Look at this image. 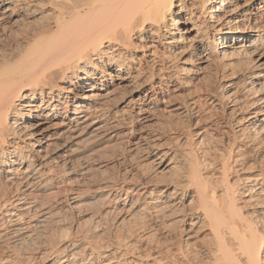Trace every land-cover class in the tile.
I'll return each mask as SVG.
<instances>
[{
  "label": "bare ground",
  "instance_id": "bare-ground-1",
  "mask_svg": "<svg viewBox=\"0 0 264 264\" xmlns=\"http://www.w3.org/2000/svg\"><path fill=\"white\" fill-rule=\"evenodd\" d=\"M36 1L0 0V264H22L23 259L28 264L40 258L39 264H94L98 257L108 256L113 258L101 264H122L131 254L122 240L103 249L97 229V236L90 232L95 237L89 238L88 232L56 228L39 238V243L36 233L53 223L51 200L68 203L70 210L78 204L74 185L66 189L69 176L87 174L95 152L103 150L101 146L120 138L132 143L139 137L133 145L148 158L162 152L155 142L159 137L150 134V127L156 109L166 100L167 91L160 84L166 83L175 68L166 54H176L185 41L190 62L224 69L232 66L233 58L246 57L252 72L263 71L252 73L251 80L244 82V99L231 100L227 90L235 83L220 82L197 101L201 105V101L204 105L233 103L229 117H236L241 128L237 134L233 131L234 137L239 136L233 138L227 156H221L218 163L206 160L202 166L192 152L183 158L180 178L174 177V181L172 177L161 191L171 201H163L164 196L152 198V191L160 185L148 181L139 185L143 205L134 208L156 213L160 206L168 208L164 216L173 227L179 219L186 220L174 205L182 196V200H190L193 211V223L188 226L194 229L198 223L206 230L202 250L196 248L198 252L192 254L175 241L158 264H264V164L251 163L255 167L249 176V159L255 157L250 158L252 152L264 149V137L259 138L264 134V0H43L50 14L13 33L18 18L33 13L30 7ZM133 53L140 54L138 68L133 66ZM218 68L213 70L220 74ZM183 71L192 70L185 67ZM144 76L149 83L142 81ZM157 76L159 83L154 80ZM127 85L135 86L130 89L134 95L119 104L114 94L125 91ZM116 104L119 108L125 104L134 115L127 118L129 111L118 110L113 107ZM102 187L112 196V191L121 188L131 194L138 186L118 188L109 180ZM157 203L160 206L153 207ZM57 224H61L58 219ZM92 225L88 227L92 229ZM124 234L126 239L134 237L131 232ZM7 241L24 242L28 250L6 247Z\"/></svg>",
  "mask_w": 264,
  "mask_h": 264
},
{
  "label": "rangeland",
  "instance_id": "rangeland-1",
  "mask_svg": "<svg viewBox=\"0 0 264 264\" xmlns=\"http://www.w3.org/2000/svg\"><path fill=\"white\" fill-rule=\"evenodd\" d=\"M34 3H36L37 5L35 4L36 5L35 6L34 4H31V7H30L31 10L33 11V13L29 12L30 14L29 13L23 14V15L21 14L22 17L21 16L19 17L20 22H21V25L23 23L24 24L22 26H20L19 25L20 22H19V18H18V21H17L18 23L16 22V24H14L15 26L13 29L15 30V28H16V30L15 31L13 30V33L19 32L21 30L19 28H21V27L23 29L24 27H26L28 25L34 24V22H37L38 20H39V22L44 20V18H46L50 14L47 11V9H45V7H44L45 3L43 0H38ZM38 3H40V6ZM42 7H44V8H42ZM40 8H42V9H40ZM40 13L43 15H41ZM39 15H40V17H39ZM30 16H32V17H30ZM41 16H43L44 18L42 19ZM34 17H35V19H34ZM34 20H36V21H34ZM188 45L189 44L186 41L182 42L180 44L181 48L175 52L176 54H166L169 56V58L170 57L172 58V59L170 58L169 61L171 62V64H173V65L175 64L174 65L175 68L169 74L170 76L169 75L167 76L166 83L160 84V88L161 87L163 89L165 88V90L167 91L165 93L166 100L164 101V104H162L161 106L158 107V109H156L157 112H156V114L153 115L154 120L151 123V125L152 124L153 125H152V127H150L151 131L149 130L151 135L156 134L157 137H159L158 139L156 138L157 141H155V142L158 146L161 145L160 147H162L161 148L162 152L157 156H153L152 158H148L146 155H144V153L141 150L136 149L135 145H133V143H135L139 137H137L136 140H133L132 143H129L126 140L120 138V139H116L115 140L116 142L113 141L110 144L101 146V149H103V150H101L99 148L98 150H101V151H97L98 154L95 152L94 156L92 157L93 162L91 161L89 163L90 164L89 165V171L90 172L88 171V173L84 174V175H80V173H75L72 176H69V178L71 179L69 181L70 184L68 183L69 185H66L67 188L66 187L65 188L69 189L72 185H74V186H72V188L74 189V191L76 193H78L79 199H80L78 204L74 205L75 208L73 207V210H70L68 207L69 206L68 203L63 201V202H60L61 204L60 203L58 204V203L53 202L54 200H51L52 202L50 204L52 206H50L51 209L49 208V210L53 213L52 217H54V218L51 219L53 221V223L45 225L42 229H39L40 231L37 230V233H36L37 234L36 235L37 240L36 241H38L39 238L43 239V236L49 235L50 232H55V230H57L58 228H61V229L71 228L74 231V233L77 232L79 234H81L82 232H85V233L88 232L86 235L88 236L90 234V237L88 236L89 238H92L94 235L97 236V233H99V236H101L102 238L100 237L101 240H99V237H98V242H99V246L101 245V247H103V249H104V247L111 246L112 244H114V245L116 243L120 244L121 240H122L121 244L124 243L125 246H128V247L130 246L129 250H130L131 254L124 257L123 260H125V261H123L122 264H143V263L144 264H154V263L158 264V260H161L162 258L165 259L169 255L168 254L169 251L167 252L165 250H168V248H170L172 246V244H170V243L175 242V241L179 245H180V243L182 246L186 245L185 249L186 250L188 249V251L190 250L189 252H191L192 254L196 253L194 250L197 251V249H198V251H199L201 249L202 243H204V241H205L206 230L203 229L201 224L198 225V223H196L197 225L195 224L194 229L188 226L190 223H193L192 222L193 217L191 216L193 211H191L192 208L190 209V207H191L190 200H185L184 198H183L184 200H182V198H181L182 196H179L178 198L175 199L174 205H175L176 209H179V211H181V213H179V215H181V218H182V215L184 214L185 215L184 219H186V220L179 219V221L176 222V224H175L176 226L173 225V227H171L168 225L169 223L166 222L167 218L165 219V216L167 215L165 213H167V211L169 210L168 208H161V206L158 203L156 205H153V207L154 206H160L159 208L156 209L157 213L155 212V210H152V209H151L152 211L148 212V211H142L141 207L137 208V209L134 208L137 206H141V203L143 205V202L145 200V199H143L144 198V196H142L143 194L142 195L140 194L142 192L139 191V189L141 188V186H139V185L142 183L148 182V181H150V182L152 181V183H156V184L158 183L160 185V188L158 190H155V192L152 191L151 189L149 190V191H152L154 193V194H152V198L156 199V197L157 198L160 197V199H161V197L164 196L163 201L168 203L169 201H171L170 195H167L164 192H163L164 194L161 195V193H162L161 191H165L167 189V185L170 184L173 180L176 181V179L180 178V176L183 173L182 172L183 171L182 168L184 166L183 158L188 157L189 154H191L193 152L194 155L193 154L192 155L194 157L196 156L195 157L196 159L199 157L197 159V161H199L202 166L205 165V163L207 162L206 160L214 162L213 161L214 159L217 160L219 158L218 161L215 160V163H218L221 161V156L224 159V156L225 155L227 156V154H228L226 150L229 151L231 146H232L231 142H233V140H234L233 138H236L237 136H239V134L235 137H234V135H236L237 131L241 128L240 126L236 125V123H237L236 117H233V116H232L233 118L229 117V114H230L229 112L231 111L230 110L231 107H233L232 106L233 103L229 102V104H228V102H227L224 106V104H220V103L218 104V102H216L214 104H211L209 102V103H206L204 105L203 101H201L202 104L204 105L203 106L200 103H197V101H199V98L207 93V91H208L207 89H211V86L213 88L214 86L220 85L221 83H225V84L227 83L228 84L230 82L235 83V85H236V86L234 85L232 88L227 90V91H230L229 92L230 94L232 93L231 100H234L235 98H238V97H240V98L246 97L247 94L244 91V88L246 86L245 83H248V81L251 80L250 78L252 77L251 76L252 73H253V75L258 74L263 70H255L252 72L249 69L250 65H246L250 61L246 57L233 58V60L235 62L233 60H231L232 64L230 62H228V64H231L232 66H230V67L227 66L224 69L222 67H219V68L213 67L212 68L211 66L206 65V64H203L201 66V64H199V62L195 63V62H190L188 60L189 59L188 58L189 52L187 50H185ZM138 53L132 54L133 55L132 56L133 66L136 67L138 65L137 68L139 67L138 63H139V59H140V54H138ZM135 56H137V57H135ZM186 60H187V63H186ZM247 66H249V67H247ZM144 67L146 68L147 65L146 66L144 65L143 68ZM185 67H188L192 71L184 73L183 69ZM251 67H252V65H251ZM137 68H135V69H137ZM216 68L219 69L218 73H220V74H217V72L215 71V70H217ZM181 69H182V71H181ZM213 69H215V70H213ZM233 69H235V71ZM237 69H240V70H237ZM246 69L248 71H246ZM238 71H239V73H238ZM240 71H241V73H240ZM232 72H233V74H232ZM242 73H245V74H242ZM145 76L147 77V76H149V74L145 73ZM145 76H144L142 81H145V79H146ZM147 79H148V77H147ZM147 79H146V82H148ZM154 80H155V83L160 82V79L158 78V76L155 77ZM139 83H141V82H139ZM241 83L242 84L244 83V84L242 85ZM126 89H127V91H126ZM130 89L131 90L135 89V86L134 85L133 86L127 85L125 88V91L124 90L117 91L114 94L115 101L117 100V102L119 104L122 103V101H124L125 99H128L130 101L131 97L134 95V92L132 93V91H130ZM204 92H206V93H204ZM116 98H118V99H116ZM232 102H234V101H232ZM127 103L128 102H126L125 104H127ZM119 104L118 105L116 104L117 106H113V107H116V108L118 107V110L120 109L122 111H127V112L129 111L128 112L129 114L126 112L127 118H129V116L131 118V116L134 115V114L132 115L131 114L132 112H130L131 108L126 107L125 104L121 105L119 108ZM194 104H196V105L200 104V106H195ZM213 111H215V112H213ZM208 113H210L211 116ZM215 114H216V116H215ZM217 114H218V117H217ZM224 115H226V116H224ZM208 116H209V118H208ZM212 117H213V120H212ZM234 118H235V120H234ZM151 128H153V129H151ZM233 131L234 132L236 131L235 132L236 134ZM262 136L264 137V134H262V135L259 134V138L263 139ZM190 142H192V143H190ZM189 143L192 144V146L194 147L193 151H192V146L188 145ZM253 146H251V148ZM104 147H106V148H104ZM251 148H249L250 151H252ZM262 148H264V143H263ZM235 151H238V150L236 149ZM255 151H257V153ZM255 151H253L251 156H250V158L252 157V159H253V157H254L253 154L255 155L253 161L251 159H249V166H251V168L249 167L250 172L248 171L249 176L252 175V173L254 172L251 170L253 167H255L257 165L256 163H259V161H260L261 164H264V161H263L264 160V149L261 150L262 152L260 150H255ZM101 152H102V154H101ZM254 152L257 155H259V154H261V155H259V157L257 158V156ZM234 153H236V154H233L234 156L238 155L237 152H234ZM163 155H165V156H163ZM208 155L211 157H209ZM108 156H109V158H108ZM260 156H262V157H260ZM94 158H96V159H94ZM101 158H103V159H101ZM211 158H213V159H211ZM255 159L257 161L254 162ZM240 162L241 161H239V163H237V165L240 164ZM202 163H204V165ZM251 163L254 164L255 166L252 167ZM178 170H180V171H178ZM178 174H179V177H178ZM174 177H176V179ZM109 180H110V183H111V181H112V183L114 182V184H116L118 188H121L122 186H129L131 188H135L137 186L138 187L136 188V190L134 192H131V194L126 193L125 190L121 188L122 190L119 189V190H116L114 192L112 191L113 195L108 196L110 194V192H107V190L102 187V184L105 182H109ZM98 189H100V191ZM261 191H263V189H261L259 192H261ZM261 193L264 194V192H261ZM262 194H260V195H262ZM64 195H65V193L63 192L61 195L62 200H64ZM139 195H141L142 197ZM147 195H148V193L145 196H147ZM46 197H48V196H46ZM152 198H147V199L149 201H151L150 199H152ZM138 200L141 201L140 204H138V202H139ZM187 205H190V206H187ZM59 210H61V211H59ZM153 211L156 214L153 213ZM188 211L190 212V214ZM142 212H143V215H142ZM146 212H148V213H146ZM58 213L60 214V216ZM61 215H62V217H61ZM147 218H149V219H147ZM57 219L61 222L60 225L59 224L56 225ZM51 220H49V222ZM156 220H158L157 223H156ZM54 222H55V224H54ZM105 222H106L107 226L105 225ZM90 225H92L93 231H92V229H90L91 227L90 228L88 227ZM108 225H109V227H108ZM93 226H94V228H93ZM126 227H129V228L131 227V229L126 228ZM84 229H85V231H84ZM96 229L98 232L94 233ZM123 229H124V232L122 231ZM129 230H132V231L134 230L133 231L134 233L132 231H129ZM80 231H82V232H80ZM109 231H110V233H109ZM190 231H193V232H190ZM90 232H93L94 235L91 234ZM127 232H129V233H127ZM130 232L133 235L130 234ZM124 233L130 234L134 237L133 238L129 237L130 239H126L125 238L126 236ZM102 234L105 236H103ZM91 235H93V236H91ZM121 235H122V237H121ZM117 237H119L121 239L119 240V238H117ZM135 237H136V239H135ZM138 237L140 239H138ZM124 238H125V241H123ZM104 239H105V241H104ZM110 239H112V240H110ZM128 240H130V241H128ZM40 241L41 240H39L38 243ZM96 241H97V239H96ZM100 241L102 242V244H100L101 243ZM126 241H128V242H126ZM125 242H126V244H125ZM8 243H9V245H8ZM23 243H21V244H23ZM21 244L20 243H18V244L14 243L12 241H7L5 246L6 247L7 246L12 247V249L16 248L18 251H20V250L25 251L29 247L28 244L24 243L23 245H25V246H23ZM168 244H170V245H168ZM102 245H104V246H102ZM198 245H199V247H198ZM156 251H158L159 253L158 252L156 253ZM161 253H162V255H161ZM158 254H160V255L158 256ZM154 256H156L157 258L156 257L154 258ZM110 257L109 256L106 258L98 257V259L95 260L94 264H101L102 261L107 263L110 259L113 258L112 256H110ZM36 258H40V255H37ZM39 260L33 261L34 263L31 261L28 264H39V262H41ZM154 260H156L157 263ZM21 261H23V263H24L26 260L23 259ZM161 264H164V263L161 262Z\"/></svg>",
  "mask_w": 264,
  "mask_h": 264
}]
</instances>
